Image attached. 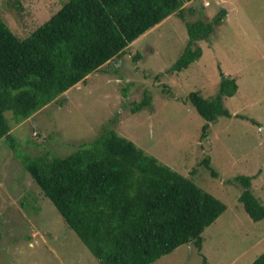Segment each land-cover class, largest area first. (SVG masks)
I'll use <instances>...</instances> for the list:
<instances>
[{
  "label": "rangeland",
  "instance_id": "rangeland-1",
  "mask_svg": "<svg viewBox=\"0 0 264 264\" xmlns=\"http://www.w3.org/2000/svg\"><path fill=\"white\" fill-rule=\"evenodd\" d=\"M64 1L0 0V18L23 37ZM207 2L185 1L182 17L176 12L165 16L121 55L24 119L14 122L5 111L11 138L0 137V264H99L16 153L62 156L103 126L189 175L225 205L200 232V249L184 242L149 264H202V255L205 264H248L264 250V216L254 220L246 213L237 198L241 185L231 180L235 174H253L249 188L264 205V0ZM221 7L225 15L207 37L195 41L200 55L185 67L170 69L187 41L185 20H210ZM219 71L237 84L221 98L230 115L206 121L185 96L190 90L214 96ZM143 90L149 104L131 112ZM203 156L215 175L200 162Z\"/></svg>",
  "mask_w": 264,
  "mask_h": 264
},
{
  "label": "trees",
  "instance_id": "trees-1",
  "mask_svg": "<svg viewBox=\"0 0 264 264\" xmlns=\"http://www.w3.org/2000/svg\"><path fill=\"white\" fill-rule=\"evenodd\" d=\"M185 1L65 0L23 37L0 18V137L11 138L5 111L14 122L29 116L121 55L130 41L165 16L176 12L182 17ZM225 12L221 7L210 20H185L187 41L170 69L185 67L200 55L195 41L207 37ZM219 74L214 96L204 97L197 90L185 96L206 121L230 115L221 98L231 95L237 84L234 77ZM149 102L143 90L130 110ZM205 129L206 122L201 136ZM16 155L99 264H149L188 241L200 249V232L225 208L189 175L158 161L112 127L103 126L94 138L62 156ZM200 162L216 174L207 156ZM251 177L235 174L231 180L241 185L237 198L257 220L264 216V205L249 188ZM248 264H264V250Z\"/></svg>",
  "mask_w": 264,
  "mask_h": 264
},
{
  "label": "built area",
  "instance_id": "built-area-1",
  "mask_svg": "<svg viewBox=\"0 0 264 264\" xmlns=\"http://www.w3.org/2000/svg\"><path fill=\"white\" fill-rule=\"evenodd\" d=\"M208 2H207V0H203V4H207Z\"/></svg>",
  "mask_w": 264,
  "mask_h": 264
},
{
  "label": "crops",
  "instance_id": "crops-1",
  "mask_svg": "<svg viewBox=\"0 0 264 264\" xmlns=\"http://www.w3.org/2000/svg\"><path fill=\"white\" fill-rule=\"evenodd\" d=\"M189 1V0H188Z\"/></svg>",
  "mask_w": 264,
  "mask_h": 264
}]
</instances>
